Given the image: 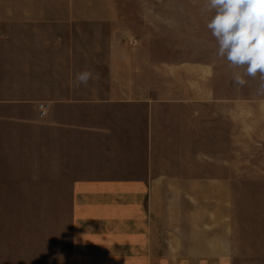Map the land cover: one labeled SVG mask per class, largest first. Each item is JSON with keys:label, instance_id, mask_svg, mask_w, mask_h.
<instances>
[{"label": "crops", "instance_id": "0c3cea01", "mask_svg": "<svg viewBox=\"0 0 264 264\" xmlns=\"http://www.w3.org/2000/svg\"><path fill=\"white\" fill-rule=\"evenodd\" d=\"M143 1L0 0V264H234L188 192L264 154V103L231 98L196 13Z\"/></svg>", "mask_w": 264, "mask_h": 264}, {"label": "rangeland", "instance_id": "374dc122", "mask_svg": "<svg viewBox=\"0 0 264 264\" xmlns=\"http://www.w3.org/2000/svg\"><path fill=\"white\" fill-rule=\"evenodd\" d=\"M143 3L149 6L166 7L167 12H172L171 9L180 8L192 10L196 13L199 37L204 36L213 39L214 50L217 55V41L207 28L213 12L205 9V0H144ZM236 72L243 74L245 68L230 65L231 98H239L245 102L261 101L264 103V89L260 87V75L257 74L256 77L245 76L246 84L241 86L234 82L233 74ZM228 162L230 173L228 192L210 193L198 189L194 192H188V194L193 200H197L196 209L199 216H205L206 212L214 210L216 219L213 223L214 246L229 245L233 247L237 252L233 255L234 264H264V154H229ZM203 164L204 161L199 159V174L205 169ZM198 186L201 188L203 183H199ZM166 193L167 201L171 205L167 207V210L170 212H173V205L176 201L178 204H185L184 200L175 196L177 192L169 191ZM210 204H214L213 207ZM191 205L194 206L193 201ZM193 209L195 208L192 207ZM218 216H222L221 219ZM169 218L173 220V214ZM168 225V230L172 232L173 226H175L174 222L171 221ZM210 230V226L207 229L206 223L199 222L197 224L199 236L202 234L200 232H209ZM174 241V239H168L167 245ZM184 241L199 246H205L206 243L210 242L202 237L185 239L182 241L183 244Z\"/></svg>", "mask_w": 264, "mask_h": 264}, {"label": "clouds", "instance_id": "9594fccd", "mask_svg": "<svg viewBox=\"0 0 264 264\" xmlns=\"http://www.w3.org/2000/svg\"><path fill=\"white\" fill-rule=\"evenodd\" d=\"M205 9L213 12L207 28L217 41V55L245 68L233 74L234 82L243 86L245 76L259 74L264 89V0H205ZM91 77L83 71L76 79L87 84Z\"/></svg>", "mask_w": 264, "mask_h": 264}, {"label": "built area", "instance_id": "2783aa9c", "mask_svg": "<svg viewBox=\"0 0 264 264\" xmlns=\"http://www.w3.org/2000/svg\"><path fill=\"white\" fill-rule=\"evenodd\" d=\"M46 106H44V105H41V115H45V111H44V108H45Z\"/></svg>", "mask_w": 264, "mask_h": 264}]
</instances>
